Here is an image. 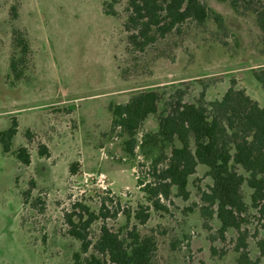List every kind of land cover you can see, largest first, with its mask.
Listing matches in <instances>:
<instances>
[{
  "label": "rangeland",
  "instance_id": "rangeland-1",
  "mask_svg": "<svg viewBox=\"0 0 264 264\" xmlns=\"http://www.w3.org/2000/svg\"><path fill=\"white\" fill-rule=\"evenodd\" d=\"M105 1L0 0V132L13 120L18 124L9 153L0 142V264H74L81 243L70 235L66 218L75 204L98 216L103 204L109 209L106 220L92 225L93 240L104 223L114 232L128 224L122 214L113 218L116 204L132 211L149 204L138 181L151 180L154 153L146 156L139 147L134 156L128 152V135L113 129L112 105L152 88L162 102L176 91L188 103L200 102L202 93L211 102L238 80V87L264 107V89L254 77L264 70L255 15L242 16L227 2L202 0L224 18L228 45L215 40L214 21L204 29L187 22L183 40L169 37L172 56L151 63V50L142 61L136 60L139 54L126 53L127 0L117 5V18L104 14ZM15 30L26 35L32 50L22 82H15L11 70L12 59L22 57ZM127 68L139 71L126 80ZM156 127L154 117L137 135L138 144L143 130ZM43 146L48 152L41 155ZM22 147L30 153L29 166L16 155ZM207 172L199 166L190 178L188 201L174 191L161 203L168 212L152 208L148 223L139 226L142 235L156 238V263L264 264L263 215L249 211L240 233L230 229L222 236L217 217L202 214V195L213 183ZM243 193L249 204L252 191L246 184ZM135 223L132 218L130 226Z\"/></svg>",
  "mask_w": 264,
  "mask_h": 264
},
{
  "label": "trees",
  "instance_id": "trees-1",
  "mask_svg": "<svg viewBox=\"0 0 264 264\" xmlns=\"http://www.w3.org/2000/svg\"><path fill=\"white\" fill-rule=\"evenodd\" d=\"M217 1L229 3L242 16L255 15L264 42V3L261 0ZM119 3L120 0H106L104 14L120 17ZM125 12L126 53L139 54L137 61H142L149 50L155 53L151 63L170 58L175 45L169 37L178 34L183 40L186 34L182 28L187 22L204 29L208 21H214L218 27L215 40L228 45L224 18L202 0H127ZM14 45L22 57L12 59L11 70L15 82H22L26 79L25 61L32 54L31 44L22 31L15 30ZM132 71L139 69H124L123 78L127 80ZM149 71L147 74L151 73ZM254 77L264 89V70L254 72ZM237 81H231L221 99L211 102L205 100V93L198 103L185 102L182 91H176L162 102L159 90L152 88L134 94L126 103L111 106L113 129L120 127L129 137L128 152L134 156L139 147L146 156L154 153L148 174L151 180L138 181L149 204L141 205L136 211L116 204L113 218L122 214L128 224L123 231L114 232L104 223L97 240L89 238V231L95 222L110 216L109 209L103 204L100 212L103 214L98 216L88 206L75 204L66 218L70 235L81 243V251L74 254V264H158L156 238L142 235L139 226L148 223L152 208L168 212L161 203L169 201L174 191L176 196L188 201L190 178L199 166L208 169L207 175L213 182L202 195L201 211L204 217H217L222 225V236L230 229L240 233L251 210L264 216V107L252 99L246 89L239 88ZM154 117L157 127L143 130V139L138 144L137 135ZM17 133L16 120L8 130L0 132L4 152H10ZM43 149L41 155L47 154V147ZM16 155L24 165L31 164L27 147L19 149ZM73 170L72 173L76 171ZM245 184L252 191L249 204L244 198ZM132 218L136 223L130 226Z\"/></svg>",
  "mask_w": 264,
  "mask_h": 264
},
{
  "label": "crops",
  "instance_id": "crops-1",
  "mask_svg": "<svg viewBox=\"0 0 264 264\" xmlns=\"http://www.w3.org/2000/svg\"><path fill=\"white\" fill-rule=\"evenodd\" d=\"M248 93V92H247ZM249 94V93H248ZM250 95V94H249ZM251 96V95H250ZM253 99V98H252ZM219 100V99H218ZM254 100H256V99H254ZM260 104V103H259ZM261 105V104H260ZM262 106V105H261ZM263 107V106H262Z\"/></svg>",
  "mask_w": 264,
  "mask_h": 264
},
{
  "label": "flooded vegetation",
  "instance_id": "flooded-vegetation-1",
  "mask_svg": "<svg viewBox=\"0 0 264 264\" xmlns=\"http://www.w3.org/2000/svg\"><path fill=\"white\" fill-rule=\"evenodd\" d=\"M32 162V161H31Z\"/></svg>",
  "mask_w": 264,
  "mask_h": 264
}]
</instances>
